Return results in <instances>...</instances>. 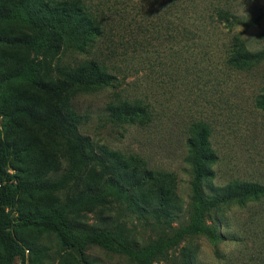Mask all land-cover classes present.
I'll use <instances>...</instances> for the list:
<instances>
[{"label": "rangeland", "instance_id": "374dc122", "mask_svg": "<svg viewBox=\"0 0 264 264\" xmlns=\"http://www.w3.org/2000/svg\"><path fill=\"white\" fill-rule=\"evenodd\" d=\"M86 3L102 25L101 35L83 50L62 45L58 54L44 56L43 36L52 31L43 30V11L50 18L71 10L74 0H0V38L20 39L15 46L0 41V114L16 100L25 104L31 95L43 106V82L50 88L68 83L49 103L89 138L98 158L90 167L75 171L62 189L22 198L18 208L58 200L73 225L118 226L130 241L141 245L173 237L187 228L193 214L185 141L197 123L209 126L217 157L209 185L234 180L264 184V109L255 107L264 89V59L245 70L226 65L234 35L249 51L264 50V0ZM221 12L230 13L229 24L219 16ZM91 62L116 81L72 82L69 75L88 72ZM17 71L21 76H14ZM123 101L146 107L148 118L116 119L109 105ZM16 121L4 135L11 149L9 171L42 184L64 178L66 141H53L24 120ZM132 156L151 170L173 175V199L179 209L170 216L154 217L145 209L146 202L137 199L151 186L130 190L135 199L116 196L112 188L100 190L113 174L111 167L120 163L132 167ZM103 192L108 193L104 204L88 202ZM206 217L205 232L174 239L151 264H264V199L244 206L225 205ZM15 234L35 250H26L25 264H81L53 234L41 230ZM81 253L89 264H131L96 245L85 246Z\"/></svg>", "mask_w": 264, "mask_h": 264}, {"label": "trees", "instance_id": "16d2710c", "mask_svg": "<svg viewBox=\"0 0 264 264\" xmlns=\"http://www.w3.org/2000/svg\"><path fill=\"white\" fill-rule=\"evenodd\" d=\"M74 2L75 5L71 10L66 9L59 14L51 15L50 18L46 17L43 11L45 19L43 30L52 31L43 36L44 56L58 54L62 50V45L75 51L83 50L93 42L94 37L101 35L102 25L93 15V11H90L86 0H74ZM219 16L228 24L232 18L229 12H221ZM238 38V35H234L229 41L226 65L230 69H249L264 59V50L251 52ZM19 40L10 36L0 38L2 43L14 46L20 44ZM88 66V72L76 70L69 75L72 82H88L96 78L103 84L116 81L115 76L100 71L96 63L91 62ZM21 74V71H17L14 76ZM66 84L68 83L50 88L49 84L43 82V86H40V90L43 91V106L34 95H31L25 104H19L16 100L9 104L7 111L0 114V251L2 254L0 264H25L26 250L35 252L33 247L24 245L15 234L19 230H41L55 235L64 249L72 250L79 257L78 261L81 264H89L81 253L82 248L88 245H96L105 251L120 255L131 264H151L157 256L163 254L164 249L166 250L174 239H180L184 234L191 232H205L206 216L210 211H217L225 205L244 206L248 202H260L264 199V184L259 182L234 180L223 186L208 184L213 176L212 166L217 157L210 143L209 126L206 123H197L189 129L185 141L187 148L185 161L191 167L193 214L187 228L173 237L163 236L162 239L141 245L130 241L118 226L103 228L73 225L68 220L66 206L58 200L35 204L27 210H20L18 205L22 198H33L37 194L58 191L65 186L75 171L88 168L97 162L98 158L91 151L89 138L81 135L77 127L71 121L65 120L60 112L54 109L53 104L49 103L65 89V86H68ZM255 107L264 109V89L256 98ZM109 109L118 120L140 118L143 122L148 118L146 107L133 106L126 101L118 105H109ZM17 119L24 120L53 141H66L64 157L68 166L64 178L42 184L21 179L9 171L11 149L4 135L7 133V126L10 123L16 124ZM130 160L134 162L132 167H127L124 163L117 164L116 169L111 167L113 174L100 186L98 185L100 190L112 188L116 191V196L123 195L135 199L130 195V190L151 186L152 190L147 189L138 193L140 195H137V199L147 203H144L145 209L150 210L154 217L165 218L175 209H179L173 199L176 189L173 175L151 170L137 157L132 156ZM124 170L126 174L123 175ZM131 180L134 182L130 186ZM122 182L128 187L124 188ZM103 194L100 195L101 197L90 198L88 202L104 204L108 193L103 192ZM148 200L155 202L154 205Z\"/></svg>", "mask_w": 264, "mask_h": 264}]
</instances>
